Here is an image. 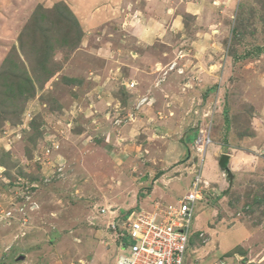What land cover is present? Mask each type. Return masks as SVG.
Segmentation results:
<instances>
[{"label":"rangeland","instance_id":"obj_1","mask_svg":"<svg viewBox=\"0 0 264 264\" xmlns=\"http://www.w3.org/2000/svg\"><path fill=\"white\" fill-rule=\"evenodd\" d=\"M152 125L182 146L195 133L178 196L207 183L184 264H264V0H0V264H115L89 211L155 174L119 172L106 145Z\"/></svg>","mask_w":264,"mask_h":264},{"label":"crops","instance_id":"obj_2","mask_svg":"<svg viewBox=\"0 0 264 264\" xmlns=\"http://www.w3.org/2000/svg\"><path fill=\"white\" fill-rule=\"evenodd\" d=\"M194 15H197V13H194ZM176 69L178 70L179 68L175 67L174 69H172L171 73H169V76L166 77V80L162 85V86H164V88H166L168 86L172 90V92L169 90L166 91L167 95H166V93H164V98H166L167 96L170 95L172 98V101H174L175 104L177 103L176 101H178V95H182V94H179L178 91H176V88H180V89L182 88V87H178V85L180 83H175L180 79L179 78L180 76H178V74H177L178 72L174 71ZM179 70L182 71V70H184V68L181 67ZM154 72L155 71H152V73H154ZM146 76L148 77L150 75H146ZM169 92H170V94H169ZM158 99L159 98H156V96L153 97V102L149 105H153V104L155 105ZM186 99H188L187 96H183L180 98V101H179V102H181L180 106L182 105L183 109L188 108V106H185L187 104L185 102ZM175 104L172 105V107H170V109L172 111L176 109ZM151 109H154V108L152 107ZM183 114H187V111L181 112V115H183ZM152 128H153V125L150 127H147L143 131L144 135H147L145 140H144L145 144L141 143L139 145H134V144H132V142L130 140V144H127L123 148V150L120 148H119L120 150L119 149L114 150L113 148H111V146L113 145L111 142L110 143L108 142L109 144L107 143L106 146L108 148H110L109 150H107V152H108L107 156H109V158L113 157V156L116 157V160H114L112 158L114 161V164L116 161L118 162L119 160H120L119 163L123 162L122 159L125 162L129 163V165H127V169H126V167L124 168L121 166L122 168H120L121 170L119 172H125L126 170L130 171V168H128L129 166L132 168L134 167L136 169V171L137 170L138 171L151 170V173L154 172L152 175L155 174L154 175V181H153L154 185L153 186L150 185L151 188L148 192L145 190H142V189L147 188L148 185L150 184V180L148 179V177H143L141 179L140 183L134 184L135 189H137V190H134V188L129 189V190L128 189H126V190L121 189L122 191H124V194H123V192H121L120 201H124L125 202L124 205L120 204V207H119V206H115V205L110 203V204H106L104 206H96L95 209H92L89 211L90 213L88 212L89 215L91 216V217H89L91 220H88L89 224H92L95 221H97V222H109L112 217L117 216L118 214L119 215L125 214L127 212V209L131 210L134 208V209H138L139 211L146 212V213L166 211L167 208L176 206L177 203L179 202V200L181 199V197L183 196V195L178 196L175 189L172 188V184L174 182L178 183L179 181L184 179L183 177L175 176V174L178 171H176L177 168H175V167L173 168V166L176 165L177 163H180L181 161H182L181 163H183V161L186 160L187 149H189V148H186V146L187 147L192 146L191 141H188L187 138L191 136V138H193V141H194L195 133H193V135H190L187 138H185L182 141L185 143V145L182 146L180 142H177L174 140H170V141L167 140L166 139L167 138L166 132H161L160 130H157L158 125H156L155 130H153ZM180 130H181V128H180ZM153 131L156 133H154ZM186 131H188V129H186ZM159 135H161V136H159ZM118 142L116 141V143H118ZM150 151H152V154H150ZM213 155H214V153H213ZM207 158L209 159V156ZM156 169H158V170H156ZM133 171H135V170H133ZM133 173H135V172L131 173L132 177L135 175V174L133 175ZM132 177H128V180H130V182L132 181ZM157 185H160V187L158 188ZM157 188H158V190H157ZM131 193H134L135 196L132 199L133 201L130 202L129 197L131 196ZM168 194L171 195L172 197L169 196ZM168 196L170 197L169 201L167 200ZM173 197L175 199H173ZM162 203H163V205H161ZM121 207H123V208H121ZM157 208L159 209L158 211H157ZM101 209H106V212L101 214L100 213ZM11 218H13V217H11ZM15 221H16V219H15ZM8 223L9 224L12 223V224H16V225L20 224L19 221L8 222ZM11 237H12L11 241H13L14 239L16 240L18 236L14 235Z\"/></svg>","mask_w":264,"mask_h":264},{"label":"built area","instance_id":"obj_3","mask_svg":"<svg viewBox=\"0 0 264 264\" xmlns=\"http://www.w3.org/2000/svg\"><path fill=\"white\" fill-rule=\"evenodd\" d=\"M174 66L170 64L169 69ZM208 138V134L199 133V152H203L209 143ZM205 185L207 183L198 172L176 206L166 211H131L127 216L118 214L112 217L106 228L117 249L115 264H184L195 204L203 199ZM105 212L106 209L100 211L101 214ZM212 264L224 263L217 261Z\"/></svg>","mask_w":264,"mask_h":264},{"label":"clouds","instance_id":"obj_4","mask_svg":"<svg viewBox=\"0 0 264 264\" xmlns=\"http://www.w3.org/2000/svg\"><path fill=\"white\" fill-rule=\"evenodd\" d=\"M134 87V85L132 86V88ZM117 124H119V123H117ZM195 140V139H194ZM201 161V160H200ZM189 189V188H188ZM131 211H139L138 209H131V210H128L125 214L127 215V214H129ZM124 215V214H123ZM195 219H196V216H194L193 217V221H195ZM100 232V231H99ZM101 233V232H100ZM106 234L109 236V234H110V232L109 231H107L106 232ZM103 236V234L101 235V237ZM102 241L103 242H101L102 244L104 243V240L102 239Z\"/></svg>","mask_w":264,"mask_h":264},{"label":"water","instance_id":"obj_5","mask_svg":"<svg viewBox=\"0 0 264 264\" xmlns=\"http://www.w3.org/2000/svg\"><path fill=\"white\" fill-rule=\"evenodd\" d=\"M24 258V256H20L18 259H23Z\"/></svg>","mask_w":264,"mask_h":264},{"label":"bare ground","instance_id":"obj_6","mask_svg":"<svg viewBox=\"0 0 264 264\" xmlns=\"http://www.w3.org/2000/svg\"><path fill=\"white\" fill-rule=\"evenodd\" d=\"M169 66H170V65L167 66V67H168V70H170V69H169Z\"/></svg>","mask_w":264,"mask_h":264},{"label":"trees","instance_id":"obj_7","mask_svg":"<svg viewBox=\"0 0 264 264\" xmlns=\"http://www.w3.org/2000/svg\"><path fill=\"white\" fill-rule=\"evenodd\" d=\"M74 14L72 13V16H73ZM78 26V25H77Z\"/></svg>","mask_w":264,"mask_h":264}]
</instances>
